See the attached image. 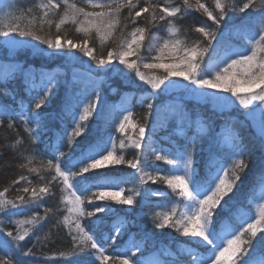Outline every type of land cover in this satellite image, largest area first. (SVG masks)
Here are the masks:
<instances>
[{
	"label": "snow or ice",
	"instance_id": "6c2138e0",
	"mask_svg": "<svg viewBox=\"0 0 264 264\" xmlns=\"http://www.w3.org/2000/svg\"><path fill=\"white\" fill-rule=\"evenodd\" d=\"M85 2L87 7L70 0H39L35 5L39 17L33 14L32 8L23 11L16 8L15 14L8 11L0 15V38H4L0 49L6 52L27 48L34 56L47 57L76 50L88 58L86 80L82 81L74 72L71 81L73 85H84L75 94L78 98L73 102L67 89L61 97V120L65 115L71 116L73 127L69 129L62 124L55 143L44 145L51 158L46 163L41 160V168L54 174L40 186H32V181L21 175L13 184L24 181L26 186L17 189L23 195L14 199L7 197L9 188L0 191V214L16 226L15 234L11 230L5 231V221L0 220V234L6 237L4 247L0 249V264H14V261L21 264L22 257L35 255L31 247L24 250L21 242L41 220L47 219L52 210L45 208L43 217L38 212L24 219L10 217L16 215L13 209H21L22 205L38 208L46 196H54L53 183L61 186V204L68 213L62 223L70 227L73 241L71 253L62 252L61 257L80 251L91 253L83 264H143L126 253H109V247L128 224L125 217L117 213L115 205H132L137 197L146 203L150 197L158 196L165 197L167 202L156 205L163 210L153 213L155 228H169L191 238L178 250L188 260L176 259L174 264H264V235H260L264 234V161L257 180L261 194L259 197L249 195L247 199L252 206L251 212L245 213L243 208L233 210L234 198L229 195L237 189L241 176L248 169L249 152L243 139L238 134L217 139L215 150L209 153L202 167L194 160V138L171 150L157 149L153 141H145L149 128L146 121L154 115L157 107L154 101L162 91L175 85L173 77H181L194 85L190 91L204 100L220 101L226 98L218 93H229L244 109L258 102L255 104L260 115L258 136L264 148V0H211V7L202 0H180L179 3L164 0L163 7L154 0H143V4L141 0ZM2 4L3 0H0ZM3 7L13 6L7 4ZM193 10L201 12L212 24L194 27L193 30L201 36L189 40L179 21ZM144 13H147V23L142 25L140 18ZM237 13H247L238 25H233L243 38V46L224 50L216 54L215 60L205 62V55L214 51L212 42L216 40L221 24ZM129 23L133 27L125 36ZM162 23L163 28L160 27ZM45 25L49 29L54 27L55 33L44 32ZM66 25L75 26L81 39L74 42L66 34L62 35ZM151 28L163 31L165 35L153 36L147 51L155 52V55L144 56L142 49ZM96 44L101 49L99 54H96ZM107 44L115 46L109 47L105 54ZM119 65L123 66L120 71L126 69L133 73L146 86L139 100L145 109V122H134L132 110L125 108L115 127L119 139L109 134L106 140L97 137L78 144L77 138L86 131L89 117L94 113L97 116L104 114L100 91L102 78L94 73L107 72ZM145 70H158L161 74ZM59 76L60 73H42L39 83L33 79L26 87L30 100L27 103L21 100L19 110L7 123L8 128H14L19 119L34 152L42 143L41 134L52 118L50 113L42 110L50 107L52 99L59 95ZM5 85L6 81L0 84V92L10 95L5 91ZM196 89L215 92H197ZM98 106L100 111H97ZM4 109L9 111L8 106ZM2 115L4 112H0ZM4 125L5 120L0 119V127ZM129 128L133 129L135 136L128 134ZM23 143V138L18 137L12 147ZM65 144L67 152L62 150ZM129 149L134 150L135 155L126 159L125 153ZM25 160L21 167L39 175L41 169L28 167L34 162V156H27ZM155 161L170 166L165 174H161L162 169ZM121 165L134 171L125 174L122 168L116 167ZM149 166L152 171L146 170ZM149 182L166 184L171 192L145 187ZM128 183H133L134 187L126 189L124 185ZM172 194L179 199L168 201ZM85 205L91 206V210ZM93 217L94 220L90 219ZM110 217L111 234L105 235L101 228L107 226ZM85 219H88L87 228L82 223ZM193 243L196 248L191 246ZM137 251H140L138 247Z\"/></svg>",
	"mask_w": 264,
	"mask_h": 264
},
{
	"label": "trees",
	"instance_id": "16d2710c",
	"mask_svg": "<svg viewBox=\"0 0 264 264\" xmlns=\"http://www.w3.org/2000/svg\"><path fill=\"white\" fill-rule=\"evenodd\" d=\"M72 1L77 3L78 6L87 7L86 2L82 0ZM38 2L39 0H3V4L0 7L7 4H11L13 7H3L0 15L8 11H12L15 14L16 8H19L21 11L25 8H32L33 14L39 17V10L35 7ZM154 2H158L163 7L164 0H154ZM179 2L180 0H173V3ZM202 2L206 3L209 7L212 6L211 0H202ZM141 4H143V0H141ZM126 12L127 10H125V14ZM246 16L247 13H237L232 15L231 19L226 18L217 32L216 40L212 42L214 51L210 50L205 55V62H209L222 49L230 48L233 45L241 46L243 44L242 36L233 25H238ZM146 18L147 13L142 14L140 18L142 25L147 23ZM179 23L186 30L189 40H195L201 36V34L193 30L194 27L212 24L205 15L194 10L190 11ZM64 27L62 35L66 34L74 42L81 39V34L77 33L74 29L75 26L66 25ZM132 27L133 25L129 23L128 28L125 29V36L131 31ZM160 27L163 28V23ZM44 32L54 34L55 28L49 29L45 25ZM164 35L165 33L163 31L151 28L144 41L142 54L144 56L155 55V52L149 53L147 51L149 46L148 38L152 36L163 37ZM3 39L0 38V43H2ZM90 46L92 45L90 44ZM114 46V44L105 45V54L109 47ZM100 51L99 44H96V54H99ZM87 68L88 58L76 50H73L71 53L65 52L55 56L45 57L34 56L31 50L27 48H19L15 51L8 52L0 49V84L6 81L5 91L10 93V95H4L0 92V112H4V115L0 116V119L5 120V125L0 127V191L4 188H9V192L7 193L9 199L23 195L17 189L26 186L25 182L21 181L19 184H13V181L17 180L21 175L27 176L32 181V186H40L46 184L54 174L52 171L41 168V160L46 163L51 158L50 154L44 150V145L55 143L57 133L62 131V124L69 129L73 127L71 116L65 115L63 116V120H61V97L65 95V89H67L68 95L75 102L78 98L75 94H78L84 85L83 83H77L76 85L71 83L74 72L83 81L87 78ZM120 69H123L122 65L113 67L107 72L98 71L94 73L95 76L102 78L100 91L103 97L102 102L105 105L104 114L103 116H97L94 113L89 117L86 131L77 138L78 144L85 140H93L97 137L106 138L107 134L114 129L117 104L127 106L132 110L134 122H145V109L141 107L139 100L145 92L146 86L133 73L128 72L126 69L120 71ZM145 71L161 74L158 70ZM42 73H60V89L59 95L52 99L50 107H45L42 110L50 113L52 118L48 121V128L41 134L42 143L34 152V146L29 143L28 135L24 131V125L20 123L19 119L16 120L14 128H8L7 123L15 115L16 111L19 110L20 101L23 100L27 103L30 100L26 92V87L33 79L39 83ZM173 78L177 79L181 77ZM192 86L188 82L183 93L168 89L160 93L154 101V104L157 106L156 111L146 121L149 128L146 130L145 141H153V146L157 149L171 150L179 145L188 144L194 138V160L197 162V165L202 167L209 153L215 150V141L217 139L228 136L229 134H238L243 139L249 152L248 169L241 176V182L237 185V189L229 195L234 198L233 210L243 208L244 212L248 213L252 210V206L247 203V199L249 195L258 197L257 189H260L257 184L258 173L260 172L261 163L264 161V148H262L258 136L259 125L254 122L255 119L253 118V114L258 112V109L255 107V104L258 102H254V105L250 106L249 109H244L239 104L234 103L235 101H228V98L231 97L229 93H218L220 96L223 94L222 97L226 99L215 102L212 100L196 99L188 95V91ZM161 87L162 89L164 88L163 85ZM88 90L91 92V86H89ZM4 106H8L9 111H5ZM97 111H100L99 106ZM201 127L206 128L207 131L202 132ZM180 130H183V132H180ZM127 131L129 135L135 136L136 134L131 128ZM18 137L23 138L24 143L13 148L12 145ZM119 138L120 134L117 139ZM62 150L68 151L66 144ZM30 155L34 156V162L28 167L41 169L39 175L29 172L28 168L21 167L22 164L26 163L25 157ZM134 155V150L129 149L125 153V158L130 159ZM146 155H150V153H146ZM151 163L152 161H150V165ZM154 163L162 169V175L167 172L169 167L166 163L161 161H155ZM116 167L122 168L125 174H130L134 171L125 165ZM146 170L152 171L151 166ZM40 177H43V179L41 180ZM60 187L58 183H53L52 191L55 195L46 196L38 208L22 205V213L21 209L12 210L16 213V215L10 217L13 220L30 217L36 212L43 217L45 215V208L52 210L48 213L47 219L41 220L35 226L33 232L21 242L24 250L31 247L35 253L32 257H22L21 264H83L86 258L91 257L89 253L80 251H76L65 257L60 256L62 252L71 253L73 247V241L69 234L70 229L62 223L63 217L67 215V212L64 205L61 204ZM124 187L130 189L134 187V184L128 183ZM145 187L153 190L171 192L166 184L159 182L156 184L149 182ZM171 196L175 197L174 194ZM25 198L27 199V196ZM225 199L227 200L229 197H225ZM164 200H166L165 197L153 196L145 203L141 197H137L132 205H115L117 213L124 216L128 224L122 235L117 237L116 242L109 247V253H128L130 245L137 243L144 247L136 253V257H140L141 259L158 255L163 259L175 258L183 261L188 260L187 256L181 258L177 246L181 242L188 243L189 240H186L184 236H181L172 229H158L153 224V213L158 209L156 205L162 204ZM85 207L91 210V206L85 205ZM8 219L3 214H0V220L5 221V231L11 230L15 234L16 226L8 223ZM90 219L94 220L95 217ZM83 223L87 228L88 219L83 220ZM25 227H28V225H25ZM101 230L105 235L111 234V217L108 219L107 226H102ZM4 239L6 237L0 234V249L4 247ZM257 239H259V236ZM191 246L193 248L197 247L194 243Z\"/></svg>",
	"mask_w": 264,
	"mask_h": 264
},
{
	"label": "rangeland",
	"instance_id": "374dc122",
	"mask_svg": "<svg viewBox=\"0 0 264 264\" xmlns=\"http://www.w3.org/2000/svg\"><path fill=\"white\" fill-rule=\"evenodd\" d=\"M82 1H84L85 2V0H82ZM70 2H73L72 0H70ZM65 28V27H64ZM71 29H73V28H71ZM75 29V28H74ZM153 37V36H152ZM152 37H150V38H148V43L150 44V41H151V38ZM243 46V44H241V46H232V47H230V48H225V49H222V50H220L218 53H220V52H222V51H224V50H228V49H232V48H236V47H242ZM216 59V54H215V56L210 60V61H212V60H215ZM209 61V62H210ZM145 62H150V61H145ZM165 62H167V60L165 61ZM148 71H150V70H148ZM172 80L173 81H175L176 83H175V85L174 86H172V87H170L168 90H170V91H177L178 93H183L184 91H185V88H186V86L188 85V81H186V80H183V78H177V79H174V78H172ZM168 82H166V84H167ZM195 88V86L193 85L190 89H194ZM196 91L197 92H199V91H208V92H215V90H211V89H206V90H199V89H196ZM187 93V92H186ZM188 95H190V96H193V97H195L196 99H202V98H200L199 96H197V95H195L192 91H188ZM222 96H223V94H221ZM230 100H232V101H235V97H230V98H228V101H230ZM234 103H236V104H239L238 102H234ZM116 107H117V112H116V117H115V122H114V129L113 130H111L108 134H107V136H106V138H105V140L108 138V136H109V134H111V135H113L116 139L118 138V135H119V133L118 132H116L115 131V127H116V124H117V118L122 114V112H123V110L125 109V108H129V107H127V106H124V105H121V104H117L116 105ZM78 111H80V109H78ZM253 118L255 119L254 120V122L257 124V125H259L260 124V115H259V111L258 112H256V113H254L253 114ZM202 128V127H201ZM180 132H183V130H180ZM168 167H170L169 165H168ZM257 192H258V197L260 196V194H261V188L260 189H257ZM125 195H127V192L125 193ZM174 199H179L178 197H172V196H170L169 197V200L168 201H170V200H174ZM165 202H167L166 200H164L163 201V203H165ZM162 203V204H163ZM161 210H163L162 208H158L157 209V211H161ZM252 211V210H251ZM250 211V212H251ZM67 215H68V213H67ZM244 217H241V219H243ZM82 223H83V221H82ZM84 224V223H83ZM85 226V225H84ZM86 227V226H85ZM69 229H70V227H69ZM184 238H186V240H189L190 241V239L191 238H189V237H184ZM187 243H185V242H181L180 244H178V246H177V248L179 249L181 246H185ZM196 245V244H195ZM137 247L139 248V249H142V248H144V247H142L141 245H138L137 243H132L131 245H130V249H129V252L128 253H126L131 259H139V260H141L142 262H143V264H174V261L176 260L175 258H173V259H163V258H161L160 256H158V255H155V256H149L148 258H143V259H141L140 257H136V253L138 252L137 251ZM87 253H89L90 254V256H91V253L90 252H87ZM165 255H166V253H165ZM186 255H181V258H183V257H185ZM181 261H183V260H181Z\"/></svg>",
	"mask_w": 264,
	"mask_h": 264
}]
</instances>
